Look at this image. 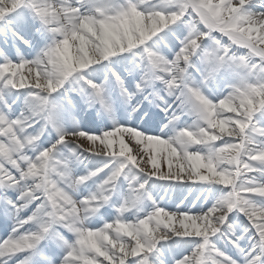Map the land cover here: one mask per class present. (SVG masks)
Returning <instances> with one entry per match:
<instances>
[{
  "label": "snow or ice",
  "instance_id": "1",
  "mask_svg": "<svg viewBox=\"0 0 264 264\" xmlns=\"http://www.w3.org/2000/svg\"><path fill=\"white\" fill-rule=\"evenodd\" d=\"M0 264H264V0H0Z\"/></svg>",
  "mask_w": 264,
  "mask_h": 264
}]
</instances>
